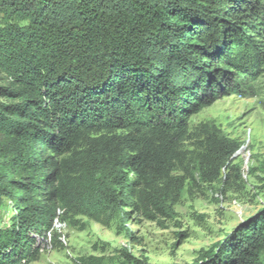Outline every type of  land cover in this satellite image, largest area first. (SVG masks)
<instances>
[{
    "label": "trees",
    "instance_id": "trees-1",
    "mask_svg": "<svg viewBox=\"0 0 264 264\" xmlns=\"http://www.w3.org/2000/svg\"><path fill=\"white\" fill-rule=\"evenodd\" d=\"M263 75L264 0H0V264L66 247L58 228L79 216L166 228L184 191L227 182L241 153L214 124L194 137L191 117L255 97ZM192 264H264V207Z\"/></svg>",
    "mask_w": 264,
    "mask_h": 264
},
{
    "label": "rangeland",
    "instance_id": "rangeland-1",
    "mask_svg": "<svg viewBox=\"0 0 264 264\" xmlns=\"http://www.w3.org/2000/svg\"><path fill=\"white\" fill-rule=\"evenodd\" d=\"M256 86L255 97L225 96L191 117L194 137L200 124L211 123L241 143L227 182L222 176L212 184L200 183L184 191L177 216L166 228L138 213L118 215L109 225L79 216L81 225L58 228L66 247L47 248L32 264H73L75 257L84 255H104L105 264H121L113 257L124 248L150 264H192L202 250L264 207V75ZM194 140H188L184 148L193 150ZM195 176L198 180L199 173ZM10 212L5 207L0 224L9 221Z\"/></svg>",
    "mask_w": 264,
    "mask_h": 264
},
{
    "label": "water",
    "instance_id": "water-1",
    "mask_svg": "<svg viewBox=\"0 0 264 264\" xmlns=\"http://www.w3.org/2000/svg\"><path fill=\"white\" fill-rule=\"evenodd\" d=\"M224 43H225V42H224V40H223V42H222L221 45H217V48L215 49V53L220 52V50H221L222 47L224 46ZM254 215H255V214H253L252 216H249L248 218L242 220L240 223L247 221L248 219H250V218L253 217Z\"/></svg>",
    "mask_w": 264,
    "mask_h": 264
}]
</instances>
